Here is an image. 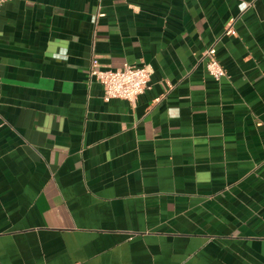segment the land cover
<instances>
[{"label": "crops", "instance_id": "0c3cea01", "mask_svg": "<svg viewBox=\"0 0 264 264\" xmlns=\"http://www.w3.org/2000/svg\"><path fill=\"white\" fill-rule=\"evenodd\" d=\"M0 264H264V0L0 5Z\"/></svg>", "mask_w": 264, "mask_h": 264}, {"label": "built area", "instance_id": "2783aa9c", "mask_svg": "<svg viewBox=\"0 0 264 264\" xmlns=\"http://www.w3.org/2000/svg\"><path fill=\"white\" fill-rule=\"evenodd\" d=\"M6 1L8 0H0V5ZM225 33H232L230 24ZM201 59L205 61L206 71L212 79L218 82L225 76V70L217 59L214 45L202 52ZM87 74L89 81H95L102 86L105 101L122 99L131 103L149 88L152 69L148 65L128 64L116 69H102L97 58L93 56Z\"/></svg>", "mask_w": 264, "mask_h": 264}]
</instances>
